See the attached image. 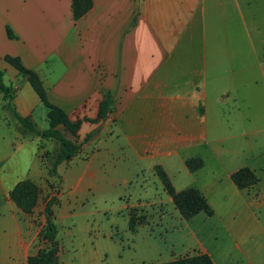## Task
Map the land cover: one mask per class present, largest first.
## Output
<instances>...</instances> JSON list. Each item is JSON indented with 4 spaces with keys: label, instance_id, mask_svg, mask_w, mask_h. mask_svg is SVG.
I'll use <instances>...</instances> for the list:
<instances>
[{
    "label": "crops",
    "instance_id": "crops-1",
    "mask_svg": "<svg viewBox=\"0 0 264 264\" xmlns=\"http://www.w3.org/2000/svg\"><path fill=\"white\" fill-rule=\"evenodd\" d=\"M5 55L19 57L48 99L81 120L80 137L82 127L101 129L54 174L59 141L29 131L4 107L0 92V264H28L42 247L38 233L53 194L55 220L79 192L94 188L103 145L137 161L127 165L132 169L123 182L149 172L165 191L154 172L159 164L176 190L197 187L211 214L185 219L159 190L158 198L152 194V213L165 215L171 202L181 225L198 215L201 223L212 220L220 229L217 241L226 240L218 247L233 248L213 251L198 241L186 253L172 249L166 260L205 252L215 264H232L233 257L264 264V0H91L79 17L72 0H0L3 79L13 86L18 114L42 129L47 108ZM103 99L112 110L99 122L87 120L97 116ZM196 157L202 163L191 170L186 159ZM241 167L255 177L244 186L232 179ZM176 171H186L181 187H175ZM22 179L39 187L31 212L8 195ZM133 204L118 210L128 217Z\"/></svg>",
    "mask_w": 264,
    "mask_h": 264
},
{
    "label": "rangeland",
    "instance_id": "rangeland-1",
    "mask_svg": "<svg viewBox=\"0 0 264 264\" xmlns=\"http://www.w3.org/2000/svg\"><path fill=\"white\" fill-rule=\"evenodd\" d=\"M86 131V127H82L80 133ZM97 158L102 161V166L94 188L79 192L70 206L65 207L64 213L60 211L54 220L59 264H147L168 259L172 249L186 253L185 250L193 249L198 241L213 251L233 250L232 245L218 247V243L226 240L217 241L221 238L215 237L218 235L215 229H220L211 227L212 220L201 223L198 215L189 226L181 225L172 213L171 202L165 205V215L152 213L153 193L157 198L158 190L162 196L167 193L162 187L157 189L158 183L149 172L123 182V174H129L132 169L127 165L132 162L136 165L135 159L122 152L106 151L104 145ZM172 177L175 187L188 181L186 171H176ZM159 198L164 202L162 197ZM133 201L135 204L128 217L124 210H118L120 204ZM130 221L133 227L129 226ZM38 241L41 246L48 243L41 231ZM226 254L223 260H226ZM236 258L233 257L232 264H245Z\"/></svg>",
    "mask_w": 264,
    "mask_h": 264
},
{
    "label": "trees",
    "instance_id": "trees-1",
    "mask_svg": "<svg viewBox=\"0 0 264 264\" xmlns=\"http://www.w3.org/2000/svg\"><path fill=\"white\" fill-rule=\"evenodd\" d=\"M91 0H72V11L75 17L82 15L90 6ZM9 33V32H8ZM4 58L12 64L17 71L26 75L32 87L40 97L42 103L47 108L48 127L38 128L35 123L29 118L18 114L12 103L13 86L12 84L5 83L3 76L4 71L0 68V92H2L5 99L4 107L9 108L13 117L22 123L29 131L40 135L42 137H54L59 141V149L56 153L54 160L51 163L50 170L52 173L57 174V165L64 160L71 159L76 155L81 148L82 144L95 137L101 129L98 124L96 127L86 132L82 137L78 134L80 126V119H71L65 110L52 103L47 96L45 87L43 86L40 78L36 73L26 68L17 56L5 55ZM112 110L110 100L103 99L99 102L98 113L94 118H86L91 122H99L103 120L108 113ZM186 165L189 169L194 170L202 163L201 158H188ZM154 172L159 177L164 190L171 196L172 202L178 209L180 215L189 219L200 211L207 214L212 213V207L208 203L206 197L195 186H188L186 188L176 190L172 181L165 171V169L156 164ZM232 179L238 186L247 185L255 180L254 175L247 167H241L232 173ZM9 197L25 212H31L37 203L39 196V187L37 184L29 179H22L18 181L9 191ZM56 197H50L44 207L46 216V223L40 230L41 236L48 241L45 246L37 249L34 254L28 256V264H59L57 258V226L54 221L53 206L56 203ZM130 227L133 223L130 221ZM147 264H215L209 254L205 252H197L194 254H186L175 257L166 261H159Z\"/></svg>",
    "mask_w": 264,
    "mask_h": 264
}]
</instances>
